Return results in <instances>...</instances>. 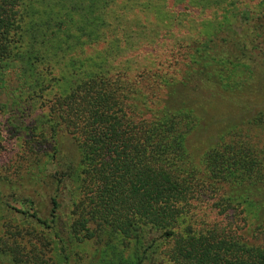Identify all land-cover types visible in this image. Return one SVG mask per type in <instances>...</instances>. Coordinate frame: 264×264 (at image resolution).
I'll return each mask as SVG.
<instances>
[{
	"label": "trees",
	"instance_id": "16d2710c",
	"mask_svg": "<svg viewBox=\"0 0 264 264\" xmlns=\"http://www.w3.org/2000/svg\"><path fill=\"white\" fill-rule=\"evenodd\" d=\"M58 1L47 16L38 0H0V88L11 78V99L45 108L35 140H45L46 126L67 136L77 153L53 173L56 195L48 220L37 216L29 198L20 201L23 212L3 203L25 214L32 227L11 217L1 224L0 262L53 264L57 250L58 260L68 264L74 245L91 242L134 248L145 254V264H264V146L220 129L202 155V171L192 168L185 151L197 119L192 99L226 91V77L232 90L244 88L243 79L228 72L229 60H239L247 74L264 75V1L257 12L238 14L255 38L229 34L212 45L194 44L200 40L190 35L187 44L170 48L182 55L178 61L169 50L157 62L107 60V67L98 62L91 69L83 68L91 66L88 59L56 58L83 43L80 38L119 35L116 28L132 40L141 35L144 19L127 9L137 0ZM230 14L232 24L238 17ZM178 64L186 67L179 74ZM50 74L56 76L45 85ZM259 115L263 126L264 112ZM59 190L68 191L65 215ZM245 204L256 211L250 228L240 209ZM210 213L221 218L206 219Z\"/></svg>",
	"mask_w": 264,
	"mask_h": 264
},
{
	"label": "rangeland",
	"instance_id": "374dc122",
	"mask_svg": "<svg viewBox=\"0 0 264 264\" xmlns=\"http://www.w3.org/2000/svg\"><path fill=\"white\" fill-rule=\"evenodd\" d=\"M261 1L264 0H137L127 9L130 16L132 13L136 15L140 12L138 18L144 19V26L140 28L141 35L138 34L132 40L130 36L122 35L125 33L116 28L119 35L111 34L104 39L80 38L83 43L72 45L71 49L66 50L56 59L71 62L88 59L92 67L83 68L91 69L98 62H100L99 67H107L104 64L107 60L109 63H119L124 60L138 62L143 59L157 62L169 57V50L173 44L181 41L187 44L191 38L200 40L193 41L194 44L211 41L213 45L225 36L227 40L230 34L231 37L239 35L241 41H246L255 37L248 22L242 15L238 17V14L245 9L257 12ZM58 2V0H38L39 9L44 10L45 15L48 16L51 12H55L52 10ZM158 10L162 11L157 12ZM230 11L238 17L232 24ZM163 12L164 18L161 15ZM219 12L222 15L219 16ZM190 35L191 38L183 41ZM263 48L264 44H262ZM171 53L174 60L178 61L182 57L179 51ZM234 63L237 64L233 65ZM228 64H231L228 65V72L242 78L244 88L238 91L232 90L228 87L230 80L226 77V91L220 88L216 89L215 95L192 99L197 119L186 137L185 151L189 164L198 171H202L201 158L209 149V140L220 129L226 128L228 136L235 135L240 139L249 140L258 149L264 146V125L259 123L262 121L259 120L261 116L259 114L264 112V75L247 74L239 60L236 62L231 59ZM232 66L235 67L233 70H231ZM176 69L179 74L182 70L185 71L186 67L178 64ZM53 76L56 74L47 76L48 81L45 85L53 82ZM175 77L179 76L175 74ZM36 79L31 77L29 81L34 82ZM14 86L15 82H11V78H5L3 88H0V228L1 224L11 217L28 229L32 227L31 220L27 219L25 214H18L4 207L3 203L16 206L23 212L26 207L20 205V201L29 198L33 201L37 216L41 220H48L49 201L56 195L53 173L56 168L61 171L67 164L75 161L77 153L67 136L63 133L52 134L46 126L43 127L46 134L44 141L39 142V139L35 140L32 137L33 129L40 128L43 122L46 115L45 108L36 103L31 104L30 101L29 105L15 102L10 98L12 92L16 90ZM44 92H49V89L46 88ZM39 94L35 92L32 95L37 97ZM29 95L31 96L30 92ZM49 136H52V143L47 138ZM69 189L70 186L68 191ZM68 191L60 194L59 190L57 193V196L59 195L57 201L62 205V215L70 210L67 207ZM9 193H12L13 198L9 197ZM253 207L251 204L240 206L247 228L251 227L256 214ZM205 218L217 221L221 216L216 217L214 213H210ZM34 228L35 233L40 232L39 226ZM152 237L157 239L159 236L154 234ZM57 256L56 250L52 254L53 264H62ZM145 262V254L141 255L134 248L119 251L115 245L103 247L95 246L91 242L74 245L68 258V264H145ZM0 264L7 263L0 262Z\"/></svg>",
	"mask_w": 264,
	"mask_h": 264
}]
</instances>
